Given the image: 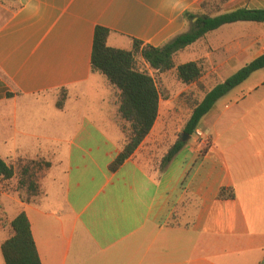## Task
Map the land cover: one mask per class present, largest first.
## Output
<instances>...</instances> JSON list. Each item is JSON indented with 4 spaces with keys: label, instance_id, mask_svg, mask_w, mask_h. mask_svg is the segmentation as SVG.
I'll return each instance as SVG.
<instances>
[{
    "label": "crops",
    "instance_id": "crops-1",
    "mask_svg": "<svg viewBox=\"0 0 264 264\" xmlns=\"http://www.w3.org/2000/svg\"><path fill=\"white\" fill-rule=\"evenodd\" d=\"M204 1L0 0V157L50 159L52 168L35 192L7 207L8 222L24 211L41 264L264 260V67L220 96L163 168L147 167L154 151L160 161L177 139L170 135L180 109L174 99L192 93L200 101L264 53V22L210 30L176 51L165 71L137 52L173 96L159 97L150 131L116 170L108 168L131 128L118 111L120 91L91 70L95 26L109 30L110 47L160 46L188 30L194 17L189 22L184 12L201 13ZM239 7L264 9V0H223L217 13ZM188 61L200 74L184 83L175 67ZM221 187L234 196L219 198ZM7 230L0 229V245Z\"/></svg>",
    "mask_w": 264,
    "mask_h": 264
},
{
    "label": "trees",
    "instance_id": "trees-1",
    "mask_svg": "<svg viewBox=\"0 0 264 264\" xmlns=\"http://www.w3.org/2000/svg\"><path fill=\"white\" fill-rule=\"evenodd\" d=\"M205 2V1H204ZM201 3V5L204 4ZM184 18L190 21L188 30L179 33L160 46L141 45L133 40L130 50L110 47L106 44L109 30L97 25L94 28L90 65L92 71L102 73L116 89L120 91L118 111L120 116L130 121L131 131L127 142L121 151L109 163L110 170H116L120 164L134 151L141 140L152 128L158 114L159 91L153 76L146 70L135 66V54L140 53L148 65L158 71L169 70L174 67L173 54L194 42L206 32L219 26L236 21L264 22V9H248L239 7L229 12L208 15L204 13L184 12ZM264 67V53L247 62L223 81L215 84L207 91L202 99L192 108L186 120L181 137L169 147L160 160L159 167L163 168L178 150L183 146V134L191 135L202 116L208 112L214 102L230 89L245 80L253 71ZM176 74L180 81L189 83L200 74V67L195 61H188L177 65ZM62 96L56 101L57 107H62L64 89H60ZM0 175L10 178L14 175V168L0 157ZM29 193L36 191L33 182L27 185ZM219 198H232V188L221 187ZM21 198V196H20ZM11 235L0 245L4 264H41L36 246L30 230V224L24 211H19L10 221ZM264 264V260L259 263Z\"/></svg>",
    "mask_w": 264,
    "mask_h": 264
},
{
    "label": "rangeland",
    "instance_id": "rangeland-1",
    "mask_svg": "<svg viewBox=\"0 0 264 264\" xmlns=\"http://www.w3.org/2000/svg\"><path fill=\"white\" fill-rule=\"evenodd\" d=\"M222 4L223 0H206L203 5H200V9H202L201 13L214 15L221 10ZM196 13H200V11L198 10ZM185 55L187 58L189 52H186ZM135 66L140 70L147 71L145 65L139 58L135 59ZM153 75L159 91V97L165 98L173 96V94H164L161 77L158 75V73H153ZM174 77L175 75L172 76V80L175 82ZM57 95L59 99L62 96V92L58 91ZM200 96V94L193 95L192 93H183L174 99L177 103L179 102L180 109L173 111L176 120L173 124V128L170 129L171 136H176L177 139L181 137L186 115L190 113V108L198 102ZM184 103H186V105H183ZM162 112L163 111H161L159 117L160 122L163 119ZM150 157H152V160H150L151 162L147 163V167L150 169L157 168L160 162L158 161L160 154L157 151H154V154H152ZM6 162L13 166L14 175L10 178H4L0 175V229H3L4 232H6L7 229H10L8 222L10 212L8 214L7 207L13 205V201L17 196L27 197L29 191L26 187L29 182H33L37 187L39 185L41 186L42 181H44L46 176H48L52 171L50 159L46 160L45 158L17 159L13 163L8 161Z\"/></svg>",
    "mask_w": 264,
    "mask_h": 264
},
{
    "label": "built area",
    "instance_id": "built-area-1",
    "mask_svg": "<svg viewBox=\"0 0 264 264\" xmlns=\"http://www.w3.org/2000/svg\"><path fill=\"white\" fill-rule=\"evenodd\" d=\"M196 134H197L198 136L202 135V133L199 132V131H196ZM200 142H201L202 146L204 147V146H206V145L208 144L209 141H208L207 138H201V139H200Z\"/></svg>",
    "mask_w": 264,
    "mask_h": 264
},
{
    "label": "water",
    "instance_id": "water-1",
    "mask_svg": "<svg viewBox=\"0 0 264 264\" xmlns=\"http://www.w3.org/2000/svg\"><path fill=\"white\" fill-rule=\"evenodd\" d=\"M195 19H196V17L193 18V20H195ZM187 137H188L187 134H183L181 139H182L183 141H185Z\"/></svg>",
    "mask_w": 264,
    "mask_h": 264
}]
</instances>
